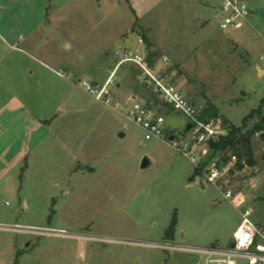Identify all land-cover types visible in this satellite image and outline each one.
<instances>
[{"label": "rangeland", "instance_id": "obj_1", "mask_svg": "<svg viewBox=\"0 0 264 264\" xmlns=\"http://www.w3.org/2000/svg\"><path fill=\"white\" fill-rule=\"evenodd\" d=\"M248 5L255 14L232 34L219 29V0H0V18L10 29L16 20L12 10L28 9L24 22L33 23L44 48L56 53L48 67L66 72L73 65L89 82L111 75L117 49L143 50L141 33L156 63L168 58L173 83L191 103L204 110L214 106L224 128H241L253 111L262 107L264 114V74L258 72L264 71V0ZM20 21L14 25L25 28ZM1 25L0 35L9 43ZM133 27L129 41L119 37ZM22 35L27 37L25 31ZM130 68L121 72L139 76ZM76 78L67 72L66 81L51 79L52 87L58 85L48 94L29 85L32 94L22 96L28 121L15 118L14 110L1 112L10 96L0 94V226L64 230L73 236L0 229V264H206L193 250L228 248L241 223L238 210L208 183L198 182L195 167L169 142L146 141L140 128L84 92ZM138 92L150 106L161 107L142 86ZM161 111L166 128L182 135L187 119L164 107ZM260 118L249 120L244 133ZM250 145L257 166L248 171L255 176L254 188L247 175L243 187L248 186L238 195L241 212L251 211L252 223L264 228L261 134L252 136ZM145 158L153 164L143 170ZM174 219L176 236L168 240Z\"/></svg>", "mask_w": 264, "mask_h": 264}, {"label": "built area", "instance_id": "obj_2", "mask_svg": "<svg viewBox=\"0 0 264 264\" xmlns=\"http://www.w3.org/2000/svg\"><path fill=\"white\" fill-rule=\"evenodd\" d=\"M249 0H219L222 17L219 29L223 33H231L238 30L251 16L248 5ZM138 44L143 51H135L131 48H121L114 52L113 59L117 62L111 75L104 84H96L87 80L80 81L84 92L105 107L123 114L129 121L133 122L145 134V140H164L183 157H185L197 172L200 182H206L215 188L222 199L231 203L239 212L241 223L233 235L232 245L228 248L211 247L209 249H196L193 252L202 255L206 264H264V228L252 223V212H241L243 201L239 193L251 185L255 176L248 174L249 167L233 152H215L211 144H218L221 139L227 138L230 130L223 126L219 119L208 122L201 120L203 108L191 103L180 89L173 83L166 67L168 58L164 57L159 63L153 65L149 62V53L145 51V43L142 36L138 37ZM264 60V57H261ZM124 66H131L138 72L139 85L146 91L155 95L161 103V107L150 106L138 94H129L125 100L116 96L114 90H118L119 73ZM58 76L67 77V72L59 70ZM164 107L174 114L184 116L191 129L181 135L178 131L170 132L166 128V114L161 111ZM186 126V128H187ZM185 128V129H186ZM187 130V129H186ZM173 137V141H170ZM249 175L247 182L244 177ZM254 188L253 185H251ZM236 199V201H235ZM0 229L8 232H19L30 235H41L46 237L72 238V234L62 230L34 229L15 226H0ZM76 238L83 239V235ZM99 242L110 241L101 238H89ZM161 249H172L166 244L158 246ZM174 248V247H173Z\"/></svg>", "mask_w": 264, "mask_h": 264}, {"label": "crops", "instance_id": "obj_3", "mask_svg": "<svg viewBox=\"0 0 264 264\" xmlns=\"http://www.w3.org/2000/svg\"><path fill=\"white\" fill-rule=\"evenodd\" d=\"M28 13H29V10L24 8L23 6H18L14 8L12 10L11 17H15L16 20L13 19V24L9 25L11 26L10 29L7 28L8 25H6L5 23L4 25H1L2 19L0 18V25H1L2 32H4V35L9 36L12 40L10 41L11 43L10 42L8 43L3 38V36L0 35V42L2 45L4 44V48L2 45H0V94L4 96L7 94L10 96V98L6 102L7 104L6 107L1 109V112H4V111L11 112V110H14L12 112L14 113L13 116L19 120L21 116L25 118L26 114L29 113L27 112L28 111L27 107L23 105L24 99H22V96L25 97L29 94H32V91H30L31 89L29 88V85L36 84L39 92L42 91V93L46 92V94H48V92L54 91L53 88H57L56 85H58L59 83L56 81H59V80L66 81L65 79L67 78V77L62 78L58 76L57 74L58 71L49 68L48 65L46 64V62H49V61L52 62L54 60V58L56 57V53H53L52 51L44 48V41L42 40L43 38L41 37V35L39 36L35 35V31L33 29L34 28L33 23H32L33 25L30 24V22H28V24L25 23L27 22L25 21V19ZM254 14H255V11L251 10V16H253ZM33 15H34V12H33ZM18 16H20V18ZM20 20L23 21L22 23L27 25L25 26L26 29L25 28L21 29L22 26L19 27L18 24L14 25L15 21H20ZM29 25H32V27ZM16 31L18 35H16ZM24 31L26 32V36H27L26 38H24V36L22 35ZM135 31H136V28L133 27L131 31L130 29H128L127 33L124 34L125 32L124 31L121 35H119V37H121V39H123L124 41H129L128 36L130 32L132 33ZM234 32H236V30ZM140 36H142L141 33H140ZM113 38L116 41L121 40V39H118L117 36H114ZM123 48H126V47H123ZM135 51H143V50H135ZM145 51L147 53H151L147 49H145ZM33 54L39 55V58L41 59L36 61L35 57L31 56ZM72 66L73 65L68 66V71L66 72H68L69 74L72 73L74 76H76L78 78V82L82 81L83 78L80 77L81 73L79 72L78 69H75V67H72ZM130 69L136 70L133 67H131ZM261 73L263 75L264 71H262ZM126 74L127 73H123L122 71L118 75L119 76V84H118L119 88H118V93L116 94V96L117 97L118 95L125 96V94L136 93L141 98H143L138 92L140 86L138 85L139 82L137 81L138 80L137 76L134 75V76H131L130 78ZM54 76L58 80H56ZM51 79H54L53 81H55V83H58V84H55V87H52L50 85ZM106 79H108V77L103 80L98 79V77L97 78L94 77V79H91V81L96 84H104L106 82ZM30 81H31V84H29ZM57 90L60 94L61 90L55 89V91ZM14 99H16L18 103L16 106H12L11 104V100H14ZM145 101L147 102V100ZM58 104L61 105L60 103ZM13 107H16V108H13ZM59 108H61V106H59ZM16 112H19V113L16 114ZM43 112L44 110H41L40 114H44ZM60 112L63 113V110H61ZM28 116L30 117L29 114ZM54 117L57 118V115ZM25 120L28 121L29 118L26 117ZM30 120H32V122L29 121L28 126H32L31 124H33V119H30ZM152 164L153 163H151L150 166H152ZM195 176H196L197 181L200 182L199 179L197 178L198 176L197 175ZM238 226L236 230L238 229ZM236 230L234 231V233L236 232ZM27 246H29V244Z\"/></svg>", "mask_w": 264, "mask_h": 264}, {"label": "trees", "instance_id": "obj_4", "mask_svg": "<svg viewBox=\"0 0 264 264\" xmlns=\"http://www.w3.org/2000/svg\"><path fill=\"white\" fill-rule=\"evenodd\" d=\"M155 54L149 53V62L153 65L155 62ZM264 103V102H263ZM201 120L203 122H208L214 119L219 118L218 110L214 107H208L206 110L203 111ZM261 117L259 119V122L253 127L251 132L244 133L247 124L249 120L254 119V117ZM225 123H227L225 121ZM230 130V134L227 138L221 139V141L218 144H211V149L215 152H222L224 151H232L234 154H236L239 158L240 162H243L249 167L250 169H255L256 163L254 161V154L253 149L250 145V140L252 136H255L256 134H262L264 133V114L262 111V107H260L258 110L253 111L248 117H246L243 121V125L241 128H236L234 126L227 127ZM197 175V173H196ZM176 226H177V220L174 219L172 224L169 227V230L166 232V239L173 240L175 233H176Z\"/></svg>", "mask_w": 264, "mask_h": 264}, {"label": "water", "instance_id": "obj_5", "mask_svg": "<svg viewBox=\"0 0 264 264\" xmlns=\"http://www.w3.org/2000/svg\"><path fill=\"white\" fill-rule=\"evenodd\" d=\"M258 72H259V75H260V73L262 71L258 68ZM186 129L187 130H185V133H187V131L191 129V125L189 124ZM124 136H125V134L124 133H121L119 137L120 138H124ZM261 138L264 140V133L261 134ZM173 139H174L173 137H170V141H173ZM150 164H151L150 161L147 158H145L142 161L141 169H143V170L147 169L150 166Z\"/></svg>", "mask_w": 264, "mask_h": 264}]
</instances>
